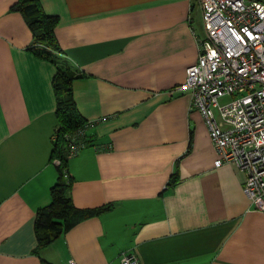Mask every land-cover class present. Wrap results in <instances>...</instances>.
I'll return each instance as SVG.
<instances>
[{"label":"crops","instance_id":"0c3cea01","mask_svg":"<svg viewBox=\"0 0 264 264\" xmlns=\"http://www.w3.org/2000/svg\"><path fill=\"white\" fill-rule=\"evenodd\" d=\"M17 0H0V264H264V211L245 174L218 156L189 93L174 90L205 36L198 0H39L80 116L67 158L85 217L38 246L35 215L57 178L56 63L36 55ZM66 145L64 148V152ZM177 169L178 182H167Z\"/></svg>","mask_w":264,"mask_h":264},{"label":"built area","instance_id":"2783aa9c","mask_svg":"<svg viewBox=\"0 0 264 264\" xmlns=\"http://www.w3.org/2000/svg\"><path fill=\"white\" fill-rule=\"evenodd\" d=\"M205 36L174 90L190 94L218 156L244 172L243 192L264 211V0H198ZM233 95L226 103L219 98ZM92 121L65 134V157L77 153ZM55 137V136H54ZM55 165L60 163L53 156ZM67 264H78L70 259ZM119 264H140L136 254Z\"/></svg>","mask_w":264,"mask_h":264},{"label":"trees","instance_id":"16d2710c","mask_svg":"<svg viewBox=\"0 0 264 264\" xmlns=\"http://www.w3.org/2000/svg\"><path fill=\"white\" fill-rule=\"evenodd\" d=\"M12 9L22 14L32 33L33 45L29 47L32 52L56 63L53 86L56 95L55 115L57 126L54 131L55 139L51 157L58 156L60 163L56 165V181L50 187L51 200L47 205L38 208L35 215L38 246H44L79 220L108 210L110 205L79 208L73 204L68 194L72 179L68 173L67 158L64 152L65 134L82 126L86 120L78 113L71 90L72 80L80 76V73L72 70L67 63L57 64L56 61L55 52L60 51L54 34L58 18L55 15L45 13L39 0H17ZM178 179L177 169H175L167 182L168 186L176 184ZM42 264L53 263L42 260Z\"/></svg>","mask_w":264,"mask_h":264},{"label":"rangeland","instance_id":"374dc122","mask_svg":"<svg viewBox=\"0 0 264 264\" xmlns=\"http://www.w3.org/2000/svg\"><path fill=\"white\" fill-rule=\"evenodd\" d=\"M231 98H233V95L223 96V97H220L218 100L220 103H226V102L230 101Z\"/></svg>","mask_w":264,"mask_h":264}]
</instances>
